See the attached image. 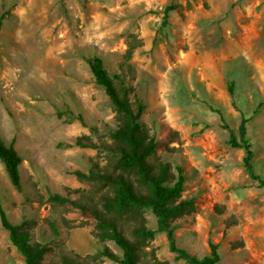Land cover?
Listing matches in <instances>:
<instances>
[{"label": "rangeland", "instance_id": "1", "mask_svg": "<svg viewBox=\"0 0 264 264\" xmlns=\"http://www.w3.org/2000/svg\"><path fill=\"white\" fill-rule=\"evenodd\" d=\"M168 4L179 7L161 27ZM131 33L143 44L128 82L145 104L142 118L155 132L157 156L183 167L182 198H194V212L176 221L178 244L203 255L211 241L218 264H264V187L248 177L243 149L227 145L221 127L224 121L237 136L240 112L227 91L232 80L235 101L250 116L253 168L264 178V0H0V133L6 144L15 138L25 193L13 188L0 162L9 218H32L47 233L45 218H52L55 240L68 250L90 264H118L95 256L92 221L49 194L98 199L105 192L74 174L91 161L108 164L109 154L73 140L88 135L98 145L111 143L114 126L108 97L83 56L96 53L108 71H117ZM76 114L83 122L69 120ZM142 215L154 227L150 211ZM103 243L120 254L112 240ZM54 245L45 262H58ZM145 250L168 264H187L168 250L163 232ZM8 263L23 259L0 223V264Z\"/></svg>", "mask_w": 264, "mask_h": 264}, {"label": "trees", "instance_id": "2", "mask_svg": "<svg viewBox=\"0 0 264 264\" xmlns=\"http://www.w3.org/2000/svg\"><path fill=\"white\" fill-rule=\"evenodd\" d=\"M178 7V4H168L163 8L161 27L167 23L169 12ZM142 44L136 34H129L119 70L114 72L107 70L100 55L94 53L83 56L94 82L108 97L114 113V126L109 131L111 143L98 145L88 135H80L73 140L72 145L98 151L104 149L109 154L108 164L100 166L91 161L86 172L76 170L74 174L81 182H92L104 187L105 192L98 199L88 195H78L73 199L68 195L51 193L49 200L70 205L92 221L94 246L97 250L95 256H104L118 264H168L153 251L145 250L155 233L163 232L168 250L174 254L175 259L187 264H218L221 256L217 244L209 241V252L203 255L191 253L178 244L176 221L194 212L195 203L194 198H182L186 180L183 167L157 156L158 140L155 132L142 118L145 104L136 95L134 85L128 82L135 77L131 59ZM227 91L232 106L240 112V122L236 136L223 121L222 112L215 110L223 121L221 127L228 132L226 144L243 149L242 165L245 172L258 186L264 187V178L254 170L252 164L253 147L247 132L250 116L237 105L232 80L227 83ZM57 115L61 117L62 111L57 109ZM75 118L83 122L80 114L70 116L69 120ZM14 142L15 138H12L6 144L0 133V162L13 188L25 195L20 175L21 156ZM74 192L80 194L79 189ZM3 199L1 196L0 223L7 231L10 243L22 256L23 264H90L86 257L68 250L64 243L55 240L59 236L55 220L45 218L50 229L48 233L36 225L32 218L12 220L6 211L8 205L2 204ZM216 208L221 213V209L218 206ZM142 210H149L153 215L154 227L146 226ZM129 214L133 223H129L126 218ZM36 230L39 231L38 235H35ZM106 239L115 243L120 254L114 253L103 243ZM51 243L55 244L58 262H45V256L52 248Z\"/></svg>", "mask_w": 264, "mask_h": 264}]
</instances>
